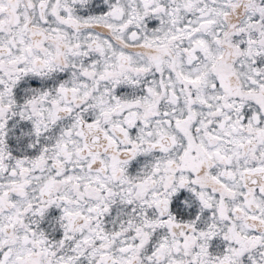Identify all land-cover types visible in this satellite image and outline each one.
Returning <instances> with one entry per match:
<instances>
[{
	"label": "snow or ice",
	"instance_id": "snow-or-ice-1",
	"mask_svg": "<svg viewBox=\"0 0 264 264\" xmlns=\"http://www.w3.org/2000/svg\"><path fill=\"white\" fill-rule=\"evenodd\" d=\"M0 264H264V0H0Z\"/></svg>",
	"mask_w": 264,
	"mask_h": 264
}]
</instances>
